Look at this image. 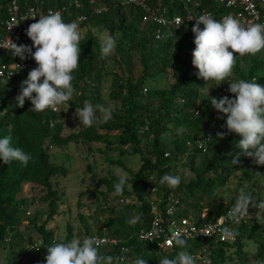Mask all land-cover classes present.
Listing matches in <instances>:
<instances>
[{
    "label": "trees",
    "instance_id": "obj_1",
    "mask_svg": "<svg viewBox=\"0 0 264 264\" xmlns=\"http://www.w3.org/2000/svg\"><path fill=\"white\" fill-rule=\"evenodd\" d=\"M64 0H57L58 4H63ZM107 6V11L100 16L92 17L89 21L82 24L81 27L91 24L92 27H103L109 32H120L121 41L117 46V51L121 52L125 49L139 48L140 63L142 66L141 78L133 82L131 80L123 81L117 78L114 86L116 95H118V111H112L109 125L100 126L107 132H118L119 143L123 146H129L135 153L141 156V165L135 172H128V181L124 187L129 186L131 195L140 203L139 213L137 214L138 222L131 229L128 221L124 218L118 221L117 225L109 221L105 227L106 232H96L98 236H105L119 240L117 247H111L108 255L114 256L119 252L120 247L130 249L126 255L128 264L133 258L142 257L148 260V264H156L162 259L156 252L151 251L150 247L136 241L134 234L146 228L150 222V214L148 204L145 201V188L150 176H155L160 189L165 192L164 198L172 194L178 200L177 217H191V205H194L199 214L195 216L198 223L212 222L217 217L223 215L227 208L220 206L215 213L208 212L206 207H202L199 202H194L197 197H209L215 189L223 187L229 176L235 172L255 178V173L250 169L253 160L239 151V163L233 165L227 157V152L221 158L212 156L207 162L204 169L200 173L194 175V179L188 183H180L177 188H170L166 184H161L160 179L165 174L173 172L174 163L180 159L188 150L186 142L195 136L201 135L204 127L208 124L211 116L212 105L207 106L208 114L199 116L194 115L196 102L199 99L200 91L205 82L202 78H198L196 69L192 64V52L195 48L194 34L191 29L194 25L186 26L176 33L174 38L165 39L164 41H155L152 34L155 26L142 22L140 10L134 6L121 5L124 0H96ZM152 7L158 5H173V0H146ZM203 7L214 10V7L202 0ZM0 8V31L1 23L5 18L4 3ZM86 12V9H82ZM76 13V11H75ZM202 28V27H201ZM135 45V46H133ZM81 57L78 70L73 72L74 84L82 83L86 78L95 71L94 64L98 61L96 50L98 42L94 39L90 32L85 34L81 40ZM186 51L184 57L180 53ZM179 67H184V72L180 78L167 90L156 91L153 96H146L143 93L144 83L153 75H162L169 68L173 70L175 75ZM28 74L20 76L10 81H0V101L2 103L11 104L14 94H19L21 82L27 78ZM111 75V74H109ZM255 78L257 83L264 86V50L256 55L237 56V63L233 69L232 75L229 76L220 85L208 88L213 97L218 99L217 91L225 86L229 88V84L239 79L251 81ZM7 85H9L7 87ZM122 85V86H121ZM148 91V90H147ZM92 102L98 100V92L93 94ZM164 100L165 102H181L180 108H172L169 104L161 106L150 111L152 99ZM32 104L28 101L26 108L21 111H13L12 118L6 114L0 117V138L11 136L14 147L23 149L26 153L31 154V159L27 166L19 161H12L5 165L0 160V245L9 238V231L15 228L20 222V203L17 200L18 194L22 187L26 184L38 186L44 191L43 201L47 203L48 215L45 221L37 228L44 243L50 244L53 236L50 231H46V226L56 214V204L59 197L57 190L53 188L51 179L54 176L61 175L66 177L68 172L63 166L53 165L49 162V156L45 143L49 141L53 146H65L74 140L86 141L88 143H98L102 140V135L98 128L92 125L86 127L77 134H71L61 137L63 131L62 124L57 120L56 114L51 110L43 112L29 111ZM190 110L189 117L186 114ZM178 111V113H177ZM148 127L143 134L139 133L144 126ZM171 125L174 128H186L187 136L182 140H174L170 145H164L161 136L166 132L167 127ZM147 136H151L148 143L149 156L144 157L139 149L141 140ZM240 137L227 134L223 139L213 138L209 145V150L214 147L217 142L226 140L230 143L238 142ZM169 153V157L165 158L164 154ZM207 152V153H208ZM200 155H206L196 151ZM192 169V161L188 163ZM118 182V177L114 176L110 182H107L109 191H115L114 183ZM127 192L123 191V195H117L118 198L127 196ZM205 209L204 218L201 216ZM202 212V213H201ZM245 225L238 228L242 231ZM130 231L129 233H127ZM127 233V234H126ZM131 233V234H130ZM237 237V236H236ZM247 240L254 241L258 244V256L264 258V249H262V241L264 238V225H253L251 230L245 235H240ZM67 238H71L70 228H67ZM187 249H181L174 246V251L168 255L174 258L179 251H188L190 254L201 250L205 246H213L210 241H194L188 242ZM236 248V253L241 256V247L238 245L237 238L234 244H218L213 249L214 264H224L225 252L227 248ZM38 257L30 255V263L34 264Z\"/></svg>",
    "mask_w": 264,
    "mask_h": 264
},
{
    "label": "rangeland",
    "instance_id": "obj_2",
    "mask_svg": "<svg viewBox=\"0 0 264 264\" xmlns=\"http://www.w3.org/2000/svg\"><path fill=\"white\" fill-rule=\"evenodd\" d=\"M80 31L82 39L87 32H90L98 42L96 50L98 61L94 64L95 71L84 82L79 84L72 82L74 87L72 99L58 106V111H53L63 127L61 137L77 134L86 128L80 124L79 119L75 116L76 109L83 108L85 100L91 101L93 105L111 107L112 111H118V95L114 89V86L118 84L117 78H121L124 82L127 80L136 82L142 75L139 48L117 51V46L121 41L120 32H109L103 27L94 28L91 24L80 27ZM108 36L115 39L116 46L109 56L101 58V44ZM182 51L180 55L184 57L186 51L184 49ZM184 70V67H179L174 75L173 70L169 68L162 75H153L143 85L148 90L144 98L153 96L156 91L169 89L180 78ZM214 83L213 80L203 83L199 99L196 102L200 114L205 116L208 114L207 106L211 105L210 100L213 97L208 88ZM96 92H98V100L92 102L93 94ZM17 95L18 93L14 94L11 104L0 101V117L8 114V117L12 118L14 110L21 111L26 108L28 100L25 101L23 108L16 106L15 97ZM167 104L172 108L181 107L179 100L168 103L153 98L150 111ZM189 113H191L190 110L186 117H189ZM97 117L103 119V113L99 110ZM109 124V119L107 122L93 124L102 135V140L98 143H88L81 140H74L65 146H53L49 141L45 143L49 162L65 167L68 172L66 177L58 175L51 179L53 188L58 191L59 197L56 204V214L45 230L50 231L53 238L58 241L67 242L74 237L82 240L85 236L96 235V232L105 233V225L110 220L115 225L123 218L126 221L135 218L138 222L137 214L140 203L131 195L130 187L126 186L123 190L129 195L118 198L115 191H109L107 182H110L114 176L118 177L117 174L120 172L128 176L129 171H137L141 165V156L135 153L131 147L119 143L118 132H107L100 127ZM187 134L186 128H174L169 125L166 132L161 136V140L164 145H170L174 140H182ZM150 140L151 136L141 140L139 149L144 157L149 156L148 143ZM237 143L221 140L206 155H200L196 151L188 149L174 163L172 175H179L181 177L180 183H188L194 179L196 173L202 172L212 156L221 158L227 152V157L232 160L239 155L240 149L237 147ZM189 161H192V169L189 168ZM250 169L255 173V178H250L241 172H235L229 176L223 187L215 189L209 197H197L194 202L201 203L202 207H206L208 212L213 214L220 206L232 208L241 192L252 195L257 201L264 200V175H256L257 172L264 174V166L257 165L253 161ZM43 196L44 191L38 186L26 184L22 187L17 196L20 203V222L9 231L10 241H3L0 245V264H31L30 246L33 242L41 239L37 233V228L48 215L47 203L43 201ZM190 208L191 217L195 219V216L200 212L194 205H191ZM253 209L250 207L249 211ZM202 212L201 216L203 217L205 209ZM135 224L129 223L130 228L133 229ZM255 224L264 225V214L253 216L242 231H239L238 228L235 229L239 233L236 238L241 247L242 255L239 256L234 247L227 248L224 264H264V258L261 259L258 256V244L244 237H239L241 234L246 235ZM67 228H70L71 231L70 239L67 238ZM262 247L264 249V238ZM100 251L108 255L110 248ZM133 261L132 258L128 264H133ZM156 264H159V260Z\"/></svg>",
    "mask_w": 264,
    "mask_h": 264
},
{
    "label": "clouds",
    "instance_id": "obj_3",
    "mask_svg": "<svg viewBox=\"0 0 264 264\" xmlns=\"http://www.w3.org/2000/svg\"><path fill=\"white\" fill-rule=\"evenodd\" d=\"M32 19L35 20L36 16ZM194 20L195 24L191 29L195 44L192 64L198 69V78L206 83L213 80L216 85H220L232 75L237 56L256 55L264 50V23L245 24L231 14L218 20L210 12H205ZM26 35L32 41L31 46L18 45L9 38V46L6 48L14 57L21 60L32 58L37 65L21 82L19 94L15 97L16 106L23 108L28 100L33 106L29 111H58V106L69 102L74 93L73 72L79 68L81 55L79 23L75 20L65 22L60 11L49 10L28 26ZM115 46L113 37L105 38L101 44V58L109 56ZM229 91L234 94V98L223 96L219 99L212 97L210 100L213 108L222 117L226 116L227 133L217 132L216 136L223 139L228 133L237 134L240 137L237 147L242 154L250 157L257 165L264 166V86L257 83L255 78L251 81L239 79L229 84ZM98 110L103 113L102 120L97 117ZM111 114V107L93 105L89 100H85L83 108L76 109L75 112L80 124L86 127L97 122H107ZM30 159V153L13 146L11 136L0 138V160L5 165L15 160L27 166ZM231 163L238 164L239 155ZM117 175L115 194L123 195L129 178L122 172ZM256 175L264 174L257 172ZM180 182L179 175L165 174L160 179L161 184L173 189L179 187ZM250 207L264 211V200L257 201L252 195L241 192L228 215L236 218L238 224L239 218L248 215ZM136 222L135 218L128 221L130 224ZM222 233L221 239H235L239 234L228 227L222 228ZM201 234L207 236L210 233ZM183 237V230L177 229L168 243L187 249L189 245ZM101 244L102 241L96 236H85L82 240L74 237L67 242L54 240L47 246L45 264H122L123 257L103 254L100 251ZM133 264H148V260L137 257ZM159 264H196V259L185 250L179 251L174 258L160 259Z\"/></svg>",
    "mask_w": 264,
    "mask_h": 264
},
{
    "label": "built area",
    "instance_id": "obj_4",
    "mask_svg": "<svg viewBox=\"0 0 264 264\" xmlns=\"http://www.w3.org/2000/svg\"><path fill=\"white\" fill-rule=\"evenodd\" d=\"M214 10L203 7L202 0H173L171 8L158 5L152 7L146 0H124L121 5L134 6L140 10L141 20L143 23L155 26V31L152 36L155 41H164L165 39L174 38L176 33L182 28L195 24L194 18L199 15L210 12L216 19H220L225 15L231 14L239 18L243 23L250 22L264 23V0H204ZM62 2H65L62 1ZM4 3L5 18L1 23L2 30L0 31V81H10L21 74L28 72L37 65L32 58L21 60L19 57H14L12 53L6 49L9 46V38L19 44L32 45V41L26 35V29L31 23L36 22L40 15H46L49 10L60 11L65 22L77 21L79 27L86 23L92 17L100 16L107 11V6L99 3L96 0H66L63 4H58L57 0H0V8ZM86 9V12H82ZM76 11V13H75ZM36 16L33 20L32 17ZM192 19V20H189ZM203 28V25H201ZM33 51L35 49L33 48ZM16 64L20 65L18 67ZM93 86V84H91ZM147 92V88H143V93ZM218 99L223 96L234 98V94L229 91V88L223 86L217 91ZM199 108L194 109V115L199 116ZM218 113L213 107L208 124L204 127L201 135L195 136L186 142V147L189 150L207 153L209 145L217 132L227 133L226 116ZM223 126V127H222ZM147 125L139 130L140 134L147 131ZM236 135L235 133H228ZM165 158L169 157V153L164 154ZM145 201L148 204L150 222L146 228L138 230L133 236L137 242L146 247H150L151 251L156 252L162 258L168 257L174 251V244H169L172 234L177 230H183L184 237L187 242L194 241H210L213 246H205L201 250L191 253L196 264H214L213 249L218 244H234L235 239H221L222 228L228 227L232 229L246 225L253 216L264 214L257 208L250 210L248 215L239 218V223H236V218L228 215L231 208H227L225 213L212 222L198 223L192 217H177L178 200L170 194L166 198L165 192L160 189L159 183L155 176L148 178L145 188ZM207 232L205 236L201 233ZM101 241V248L117 247L119 240L115 238L98 236ZM52 238L50 244L53 241ZM10 239H5L9 242ZM42 238L33 242L30 246V254L38 257L34 264H45V256L47 255V246ZM39 248V249H38ZM126 249V251H124ZM130 249L120 247L119 252L114 255L123 257L122 264L126 262V255Z\"/></svg>",
    "mask_w": 264,
    "mask_h": 264
}]
</instances>
